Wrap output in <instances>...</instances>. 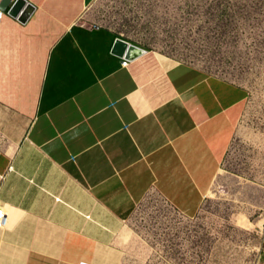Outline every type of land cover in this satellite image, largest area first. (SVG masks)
<instances>
[{
    "label": "crops",
    "instance_id": "0c3cea01",
    "mask_svg": "<svg viewBox=\"0 0 264 264\" xmlns=\"http://www.w3.org/2000/svg\"><path fill=\"white\" fill-rule=\"evenodd\" d=\"M26 1L25 22L0 10V264H123L152 193L201 211L247 92L89 23L99 0ZM117 38L149 52L125 61Z\"/></svg>",
    "mask_w": 264,
    "mask_h": 264
},
{
    "label": "rangeland",
    "instance_id": "374dc122",
    "mask_svg": "<svg viewBox=\"0 0 264 264\" xmlns=\"http://www.w3.org/2000/svg\"><path fill=\"white\" fill-rule=\"evenodd\" d=\"M86 21L247 92L201 211L184 215L152 193L124 231L123 264H264V0H99Z\"/></svg>",
    "mask_w": 264,
    "mask_h": 264
},
{
    "label": "water",
    "instance_id": "95a60500",
    "mask_svg": "<svg viewBox=\"0 0 264 264\" xmlns=\"http://www.w3.org/2000/svg\"><path fill=\"white\" fill-rule=\"evenodd\" d=\"M11 4L12 6L9 9V14L23 22L27 21L35 11V7L26 0H1L0 10L6 11ZM148 52L146 48L131 43L123 38H117L112 48V54L129 62L138 60L148 54Z\"/></svg>",
    "mask_w": 264,
    "mask_h": 264
},
{
    "label": "built area",
    "instance_id": "2783aa9c",
    "mask_svg": "<svg viewBox=\"0 0 264 264\" xmlns=\"http://www.w3.org/2000/svg\"><path fill=\"white\" fill-rule=\"evenodd\" d=\"M1 15H2V12L0 11V17H1ZM128 64H129V62H125V65H128ZM4 216H5V209H4V207L0 206V229L3 226V218H4Z\"/></svg>",
    "mask_w": 264,
    "mask_h": 264
}]
</instances>
